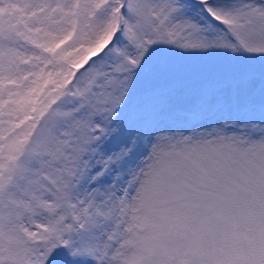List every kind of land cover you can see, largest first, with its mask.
Segmentation results:
<instances>
[{
	"label": "snow or ice",
	"instance_id": "obj_1",
	"mask_svg": "<svg viewBox=\"0 0 264 264\" xmlns=\"http://www.w3.org/2000/svg\"><path fill=\"white\" fill-rule=\"evenodd\" d=\"M0 264H264V0H0Z\"/></svg>",
	"mask_w": 264,
	"mask_h": 264
}]
</instances>
